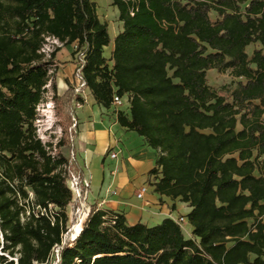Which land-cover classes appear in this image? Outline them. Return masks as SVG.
Listing matches in <instances>:
<instances>
[{"label": "trees", "instance_id": "16d2710c", "mask_svg": "<svg viewBox=\"0 0 264 264\" xmlns=\"http://www.w3.org/2000/svg\"><path fill=\"white\" fill-rule=\"evenodd\" d=\"M113 4L123 29L107 58L97 0H0V264H52L56 245V264H264V0ZM48 38L83 49L81 83L100 105L128 95L118 122L157 150L155 190L189 203L195 238L170 217L129 224L94 204L79 222L84 207L68 181L84 177L73 125L84 99L73 86L58 95L60 47L48 58ZM210 69L229 71L235 87L212 88ZM49 84L57 143L38 132ZM70 205L81 224L74 239Z\"/></svg>", "mask_w": 264, "mask_h": 264}, {"label": "crops", "instance_id": "0c3cea01", "mask_svg": "<svg viewBox=\"0 0 264 264\" xmlns=\"http://www.w3.org/2000/svg\"><path fill=\"white\" fill-rule=\"evenodd\" d=\"M120 23L119 31L114 33L113 37L110 35L111 42L105 48L106 57L112 56L114 39L123 29V22ZM72 46H77V43ZM55 60L61 66L56 69L58 95L63 96L70 86H80V96L84 99L80 106L75 108L77 134L74 146L79 168L85 177L91 179L92 186L87 204L122 213L129 224L143 222L153 226L167 217L178 222V219L184 216L185 221L180 224L184 235L186 238H195L193 226L188 219L192 210L189 203L181 201L180 198L161 195L155 190L154 184L159 175H151L149 172L156 165L157 150L149 146L137 132L120 125L118 111L124 109L114 104L111 108L100 105L91 89L81 83L84 54L81 51L76 52V49L61 46ZM53 104L52 101L51 105ZM123 104L127 107L125 111L129 112L128 95L123 96ZM111 152H116L117 157L112 158ZM261 162L264 163V155ZM256 174L259 175V172ZM144 185H148V190L140 198L138 193Z\"/></svg>", "mask_w": 264, "mask_h": 264}, {"label": "rangeland", "instance_id": "374dc122", "mask_svg": "<svg viewBox=\"0 0 264 264\" xmlns=\"http://www.w3.org/2000/svg\"><path fill=\"white\" fill-rule=\"evenodd\" d=\"M98 14L101 18V20L108 25V29L110 31V35L113 37V34L118 32L119 29L121 28V23L119 19V10L118 8L113 4V0H98ZM212 19H217V14L215 12L211 13ZM66 47L63 46V44L54 38H48V41L45 45V51L47 52V57H50V53H52L54 50H56L57 47ZM258 45L253 44L251 45L247 50L248 52L252 53L254 48H256ZM72 49H76L77 51H81L82 54H84L83 49L79 50L78 46H67ZM66 50H64L65 52ZM58 52V51H57ZM108 52V49L106 50V53ZM109 58V57H107ZM55 60V59H54ZM111 64V62H110ZM61 66L57 64V60H55V64L53 65V69H60ZM64 69V68H63ZM237 79L234 78L229 71L227 72H219L217 69H212L208 71V82L211 85L212 88L215 90L222 92L224 87H229V88H234L235 83ZM49 91L46 95V101L42 103L39 106V120L37 121L38 124V132L40 137L42 138L43 141H53L54 143H57L58 140L61 138L63 134V130L61 128V125L58 123V117L56 116L54 104L51 105L52 102V96L54 94V90L52 86L49 84ZM118 108L127 110V107L125 104L121 106H116ZM263 166L264 170V163H261ZM69 186L71 185L70 182H68ZM30 195L32 198H34L33 192H30ZM82 207H85L84 204L81 205L80 209ZM55 211L57 210L56 208L54 209ZM68 212V221H67V227L69 231H74V235H70L71 239L72 236H75L78 234V230L80 228L81 224H78L75 228L74 226L77 224L73 223V211H72V206L70 205L67 209ZM84 221V220H82ZM80 222V218H79ZM55 259V258H54ZM57 261V259L55 260Z\"/></svg>", "mask_w": 264, "mask_h": 264}, {"label": "built area", "instance_id": "2783aa9c", "mask_svg": "<svg viewBox=\"0 0 264 264\" xmlns=\"http://www.w3.org/2000/svg\"><path fill=\"white\" fill-rule=\"evenodd\" d=\"M81 72H82V70H81ZM75 91H76V94L80 95V86H77L75 88ZM80 104H81V102L75 101L74 107L76 108L77 106H80ZM113 104L116 106L123 105V97L115 94ZM73 120H74L73 125L75 126L77 123V120L75 117H73ZM110 156L112 158H115V157H117V153L111 152ZM68 182L71 183L70 187L73 191V201L80 200L82 202V204L85 205L84 211H83L82 216L80 218V221H81L85 216L87 217L88 213L90 212V206L87 204V199H88V195H89V192H90V189L92 186L91 179L89 177L84 176L80 185H78V183L74 180H69ZM147 190H148V185L142 186L140 188L139 193H138V197H140V198L143 197L146 194ZM49 208L52 209V208H56V207H54L52 204H50ZM42 211H43V213L46 212V208H42ZM184 221H185L184 216H181L178 219L179 224H182ZM72 239H74L73 236H72ZM63 244H65V242H63ZM62 247H63V245H56L54 247L53 256L55 259L53 258L52 264H56L60 260V252L62 250ZM56 259H57V261H55Z\"/></svg>", "mask_w": 264, "mask_h": 264}, {"label": "bare ground", "instance_id": "6f19581e", "mask_svg": "<svg viewBox=\"0 0 264 264\" xmlns=\"http://www.w3.org/2000/svg\"><path fill=\"white\" fill-rule=\"evenodd\" d=\"M86 217V216H85ZM85 217H84V219L83 220H85ZM81 229V228H80ZM79 233V232H78ZM73 238H74V236H73Z\"/></svg>", "mask_w": 264, "mask_h": 264}]
</instances>
